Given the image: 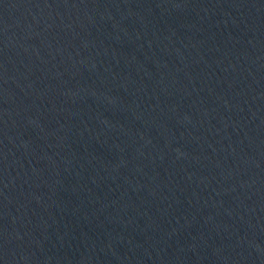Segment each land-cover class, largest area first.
I'll list each match as a JSON object with an SVG mask.
<instances>
[{
  "label": "water",
  "instance_id": "obj_1",
  "mask_svg": "<svg viewBox=\"0 0 264 264\" xmlns=\"http://www.w3.org/2000/svg\"><path fill=\"white\" fill-rule=\"evenodd\" d=\"M0 264H264V0H0Z\"/></svg>",
  "mask_w": 264,
  "mask_h": 264
}]
</instances>
